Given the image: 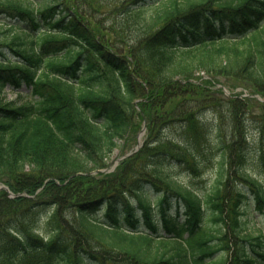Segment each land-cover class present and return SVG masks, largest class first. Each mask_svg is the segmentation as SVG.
Wrapping results in <instances>:
<instances>
[{"label": "trees", "instance_id": "obj_1", "mask_svg": "<svg viewBox=\"0 0 264 264\" xmlns=\"http://www.w3.org/2000/svg\"><path fill=\"white\" fill-rule=\"evenodd\" d=\"M109 1L99 10L94 0H0L10 33L0 36V184L18 195L0 190V264H264V181L243 168L244 127L237 145L222 134L215 143L224 174L235 157L245 190L227 193L220 171L205 200L213 228L199 194L167 171L197 176L213 146L197 115L202 102L188 114L171 103L183 89L207 90L193 83L196 73L240 78L264 98V0ZM98 12L120 17L102 31ZM129 29L136 38L125 48L106 36L125 41ZM7 87L33 99L4 100ZM135 117L155 126V139L114 172L92 174L137 134ZM176 123L189 149L159 141ZM256 163L264 175L263 148ZM249 203L263 220L253 229ZM231 248L228 261L214 260Z\"/></svg>", "mask_w": 264, "mask_h": 264}, {"label": "rangeland", "instance_id": "obj_2", "mask_svg": "<svg viewBox=\"0 0 264 264\" xmlns=\"http://www.w3.org/2000/svg\"><path fill=\"white\" fill-rule=\"evenodd\" d=\"M96 4L102 2V6L99 10H103L106 6L110 4L109 0H94ZM106 9V8H105ZM113 17H120L114 16ZM113 17H111L110 13H97L96 19L101 24L102 31L108 28L113 21ZM0 19L4 20L3 16H0ZM114 26V25H112ZM9 27L6 22L0 23V36L1 34H5V37L8 33L7 30ZM10 34V33H8ZM128 37L125 41H120L115 39L108 33L106 36L111 38L118 44L121 48H125L126 45L133 44L134 38L133 31L127 30ZM132 40V41H131ZM136 41V40H135ZM195 80L193 83L196 85H205L207 87L206 91L202 89H195L194 87L189 89H183L182 94L176 96L172 101V105L178 107L180 105L179 112L182 111L183 114H188L190 111V106H196L195 102H202V108L198 111L199 120L202 124H207L211 131L212 145H209V148L206 147L205 150L200 155L201 151L195 150L194 153L196 155L202 156L201 160V169L199 170V174L197 176L192 175L190 172L181 171L179 167H168L167 171L173 175V177L178 180V182L190 187L194 191H196L202 200L205 202V220L204 225L205 228H213L214 224L211 222L212 213L210 208L208 207L207 200L216 186V182L219 178L220 171L222 175H224V183L227 188V193L230 191H235L234 187L239 186L238 189H244V184L241 183L237 179V163H232L233 158L227 155L228 160H225V171L222 170V165L224 159H222L221 149L216 147V140L218 136L221 134L227 136V140L232 141L234 131L240 126L244 127V133L246 135V143H247V151L249 153L248 158L246 160L243 168L247 170V172L261 181H264V175L260 172L256 163V155L261 149H264V98L258 94H250L252 91L246 83V81L240 78H230L224 77L220 75H210L206 74V72L201 71L195 74ZM23 93V97L19 98L17 92L13 91L11 88H6L4 93V100H24L30 99L32 100V96H28V90L26 88H22L20 90ZM255 98L253 102L246 107L242 103L241 100ZM184 111V112H183ZM182 117H179L180 120ZM135 123L137 125V134H134L130 137L127 143L119 142V146L113 151L109 159L107 160V168L102 169L100 173L108 174L114 172L120 165L122 161L135 154L139 150H137V146L139 143V138L141 143L145 141L147 136L155 139L158 134L157 131L153 132L155 126L149 125L148 122L143 118L135 117ZM151 131V133H150ZM150 133V134H149ZM150 135V136H149ZM153 136V137H152ZM159 141L161 138L165 142H173L177 144V146L181 149L188 148L191 145L190 139L188 138L182 123H176L175 125H169L162 129L161 134L158 135ZM238 138L233 139V145H237ZM131 154V155H130ZM223 160V161H222ZM236 160V159H235ZM226 161L229 162L228 167L226 165ZM178 166V164H176ZM92 174H99L97 172H93ZM2 186V185H0ZM225 190V189H224ZM226 191V190H225ZM156 193L153 191L149 192V198L151 200L152 207H154V198L156 197ZM134 201V200H133ZM137 206V204H135ZM182 208L178 203L173 202L169 207V212L173 215L177 214V211ZM157 212V208L155 209ZM48 210L41 211L37 216V232L42 236L45 234L46 230L44 229V222L46 218V214ZM246 215H250V228L253 229V224L257 226V220L263 222L259 213L253 211L252 203L247 205V209L245 210ZM68 216H71V213H68ZM100 218V215H99ZM159 217L157 216L156 219ZM182 220V218H181ZM260 225L261 229L264 231V224ZM249 229V227H248ZM256 232V230H255ZM257 232H259L257 230ZM232 246V243H230ZM232 252L228 249H224L221 253L217 254L214 258L216 262L223 263L228 261Z\"/></svg>", "mask_w": 264, "mask_h": 264}, {"label": "water", "instance_id": "obj_3", "mask_svg": "<svg viewBox=\"0 0 264 264\" xmlns=\"http://www.w3.org/2000/svg\"><path fill=\"white\" fill-rule=\"evenodd\" d=\"M137 149H138V147H137ZM0 189H5L7 192H9V190H8V188H6V187H0Z\"/></svg>", "mask_w": 264, "mask_h": 264}]
</instances>
